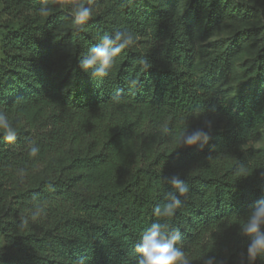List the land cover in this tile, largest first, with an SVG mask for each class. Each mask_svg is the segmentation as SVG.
<instances>
[{"label":"trees","instance_id":"1","mask_svg":"<svg viewBox=\"0 0 264 264\" xmlns=\"http://www.w3.org/2000/svg\"><path fill=\"white\" fill-rule=\"evenodd\" d=\"M108 1L138 38L114 58L106 77H92L79 60L101 35H114L101 11ZM131 1L143 8L129 0H93L92 18L79 26L73 18L61 35L57 14L0 30V111L25 127L12 143L0 133V264H136L144 230L165 222L169 232L179 230L177 246L191 264H204L208 256L222 264H241L245 256L248 264L249 238L239 227L264 199V149L238 151L264 126V35L256 39L251 74L228 104L220 87L229 75L228 56L202 49L209 60L198 72L188 20L204 13L208 23L219 24L227 16L225 0H189L179 16ZM60 3L47 0V7ZM53 37L72 51L65 91L55 80ZM213 117L223 126L205 132L207 141L177 146L181 132ZM165 127L171 132L163 133ZM33 145L40 152L29 157ZM241 168L251 174L238 178ZM13 171L16 183L3 188ZM174 175L189 193L179 197L173 217H156L153 208L174 192L164 178ZM255 264H264V256Z\"/></svg>","mask_w":264,"mask_h":264},{"label":"rangeland","instance_id":"2","mask_svg":"<svg viewBox=\"0 0 264 264\" xmlns=\"http://www.w3.org/2000/svg\"><path fill=\"white\" fill-rule=\"evenodd\" d=\"M189 0H145L146 4L157 6L162 11L179 16L184 11ZM79 0H61L58 7L51 8L48 16H43L39 9L12 0H0V30L9 26H18L25 19L38 16L47 19L52 14L59 16L57 33L59 35L68 32L72 22V6ZM226 18L219 24L208 23L206 14L198 13L188 16L190 26L195 38L197 49V70L201 72L208 62L201 52L202 49H210L214 53H225L229 60V75L221 82V94L228 104L235 101V87L238 83L245 81L253 70V59L258 45L256 39L264 35V0H225ZM129 4L137 9H142L144 3L132 2ZM102 14L107 20L108 26L115 34L116 32H127L138 38V35L121 20L118 8L114 1L106 2ZM49 48L54 55L56 68L55 80L63 91L67 90L71 81V56L72 51L68 43L61 41L59 37H53L49 41ZM0 47V59L2 58ZM113 70L115 67L112 68ZM7 115V114H6ZM16 132L25 131L24 125L12 115H7ZM223 122L219 117L201 119L198 123L199 130L208 132L220 129ZM248 148L264 149V126L250 140L244 142L238 151V155L244 154ZM42 166H39L35 175L40 176ZM18 172L13 171L7 177L2 186L11 188L17 181ZM6 205V204H5ZM2 210L0 209V216Z\"/></svg>","mask_w":264,"mask_h":264},{"label":"clouds","instance_id":"3","mask_svg":"<svg viewBox=\"0 0 264 264\" xmlns=\"http://www.w3.org/2000/svg\"><path fill=\"white\" fill-rule=\"evenodd\" d=\"M92 3L93 0H79L78 3L72 6V16L76 25H83L92 18L93 8L88 6ZM39 11L43 16L50 14L51 8L47 7V0H44V5ZM133 43L134 37L130 33L118 31L111 36L105 33L99 37V43L91 47L79 60V67L85 73H90L92 77H106L114 58ZM141 64L145 69L150 66L147 61H141ZM131 84L135 85L136 81H131ZM162 131L168 134L171 129L165 127ZM0 133H3L4 139L8 143H12L17 135L8 116L3 111H0ZM207 139V134L202 130L197 129L188 133L185 129L177 137V146L197 145L198 142L207 141ZM203 146V143H200V147L203 148ZM39 152L40 148L36 145L28 149L29 157H36ZM250 174L251 172L244 168L237 170L238 178L248 177ZM164 179L171 184L174 192L167 193V202L153 208V215L170 218L181 207L182 202L179 197H187L189 186L180 180L178 175H174L170 179L167 177ZM35 218V214H33V219ZM22 223L27 225V219H24ZM170 227L167 222L152 223L144 230L140 242L135 247V251L139 254L136 264H191V258L181 247L177 246L181 240L179 230L172 228L169 232ZM239 232L249 238L246 259L248 264H255L258 257L264 256V199L256 201L254 207L240 225ZM244 258L245 256L242 257L241 264H243ZM204 264H222V262H218L215 256H208L204 260Z\"/></svg>","mask_w":264,"mask_h":264}]
</instances>
